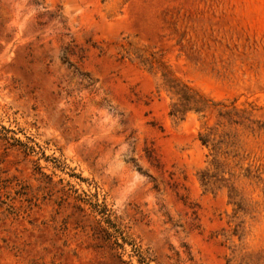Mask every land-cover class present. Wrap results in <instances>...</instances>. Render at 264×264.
Returning <instances> with one entry per match:
<instances>
[{
    "label": "rangeland",
    "instance_id": "rangeland-1",
    "mask_svg": "<svg viewBox=\"0 0 264 264\" xmlns=\"http://www.w3.org/2000/svg\"><path fill=\"white\" fill-rule=\"evenodd\" d=\"M0 177V264H264V0H0Z\"/></svg>",
    "mask_w": 264,
    "mask_h": 264
},
{
    "label": "trees",
    "instance_id": "trees-1",
    "mask_svg": "<svg viewBox=\"0 0 264 264\" xmlns=\"http://www.w3.org/2000/svg\"><path fill=\"white\" fill-rule=\"evenodd\" d=\"M65 57H66V55L63 56V58H65ZM181 112L182 111H181L180 106L173 105L172 110L170 112V115L176 116L177 114H179ZM199 140H200L202 145L206 146L208 144V140L206 138L201 137ZM214 148H215V146L213 145V149ZM211 178H212V176H209L207 172H202L200 175V182H201L202 186L208 187L210 184H213ZM7 183H8L7 179H1V177H0V204H5V202L1 200V198H2L1 192L5 189ZM12 209L13 208L11 205L7 206V210H12Z\"/></svg>",
    "mask_w": 264,
    "mask_h": 264
}]
</instances>
